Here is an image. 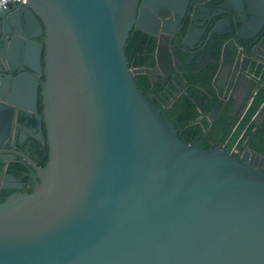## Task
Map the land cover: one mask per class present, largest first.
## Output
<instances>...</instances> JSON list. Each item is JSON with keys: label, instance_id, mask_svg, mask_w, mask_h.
Segmentation results:
<instances>
[{"label": "water", "instance_id": "1", "mask_svg": "<svg viewBox=\"0 0 264 264\" xmlns=\"http://www.w3.org/2000/svg\"><path fill=\"white\" fill-rule=\"evenodd\" d=\"M132 30L166 35L184 54L226 36L216 76L226 67L233 83L261 66L264 0H20L1 9L0 141L7 119H32L14 130L46 146L47 158L39 168L12 152L36 180L28 194L0 174V190L15 191L0 203V264H264V154L181 142L176 122L134 83L144 68L124 56Z\"/></svg>", "mask_w": 264, "mask_h": 264}, {"label": "trees", "instance_id": "2", "mask_svg": "<svg viewBox=\"0 0 264 264\" xmlns=\"http://www.w3.org/2000/svg\"><path fill=\"white\" fill-rule=\"evenodd\" d=\"M181 33L178 41L181 39ZM225 39H227L226 36L215 37L211 46H209L208 55L210 57L216 58L218 56L221 44ZM125 45L124 56L128 67L144 68L142 74L134 76L137 89L148 99L154 109L162 111V117L165 120L176 122L174 128L177 131V138L181 142L194 141L195 145L201 150H209L212 148L213 143L228 150L234 147L237 153L245 147L251 149V140L255 129L251 119L264 101V88L257 89L244 115L237 122L230 115L231 101H226L219 106L216 115L209 124L204 118H199V112L209 115L214 106L218 104L212 85L215 62L212 61L208 64L206 74H204L205 71L191 73L188 71L191 68L190 65L183 66V72L179 77L186 87V92L175 96L177 85L171 78L153 82L150 76V70L155 62L153 39L143 32L132 30ZM260 78L264 79V70L261 71ZM199 89L204 94L207 93L211 99H208ZM40 110L41 103L40 96H38L37 113H40ZM18 120L21 123L24 118L19 116ZM20 147L23 152H28L29 158L38 167L42 168L45 165L47 158L46 146L41 147L39 143L30 138L24 146ZM9 167L14 170L15 173L13 174L19 182L24 183V186L31 185L29 177L25 175L29 172V168L24 162L17 159ZM31 189L27 188L24 193H30ZM11 193L12 191H3L0 194V203Z\"/></svg>", "mask_w": 264, "mask_h": 264}, {"label": "flooded vegetation", "instance_id": "3", "mask_svg": "<svg viewBox=\"0 0 264 264\" xmlns=\"http://www.w3.org/2000/svg\"><path fill=\"white\" fill-rule=\"evenodd\" d=\"M155 1H157V3L160 2V0H155ZM222 1L223 0H206V2H208V4L211 5L212 7H215L216 5L220 4ZM168 16H172V13H169ZM220 31H221V29L219 27L216 28V33H219ZM217 36H221V34L211 36L210 39H208L206 41L203 40L199 45L197 44L196 46H193L189 49H186L188 51V53H185V54L181 53L176 48L174 42L172 40H170V38L167 37L166 35H161L158 42H157L156 38L150 37L153 39L154 45H155L154 61L155 62L159 61V63L161 64L160 69H161V75H162L160 77V75L157 74L158 72L155 71L156 64L154 62V65L150 70V76L152 78V81L156 82V81L165 80L166 78H171L172 81L177 85V91L175 92V96H177L178 94H182V93L186 92V87L184 86L183 82L180 80V77H179L181 72H183V70H182L183 66H189L190 65L191 68H189L188 71L191 73H198V72H202V71L204 72L205 71L204 74H206V72H207L206 68H207L208 64L213 61V62H215L214 74H213V82H214V77L216 76V73L218 71L217 70L218 69V62L217 61L220 58V51H219V54L216 58L210 57L208 55V51H209V46H211L212 42L214 41L215 37H217ZM178 37H179V35H178ZM42 41H43V37H40L39 39H37V42H39L40 44L42 43ZM225 41H227V39H225L224 42ZM224 42L222 44H224ZM222 44H221V46H222ZM260 55L264 57V53H260ZM263 57H260V59H259V64H261L260 67L248 65V67H247L248 76L247 77L252 76V78H253V77H255L253 74H256L257 72L261 73V71L264 70V59H263ZM198 58H200L199 61L197 60ZM224 72L226 73V79H227L229 70L226 67L221 68L219 74H221V73L224 74ZM242 77H239L233 83H229V80H226L227 85L222 90V92H220V90H219V92L217 93L215 91V89L213 88L214 92L216 94L215 98L218 101V109H219V106L223 102L231 101V98H230L231 94L230 93L232 92L234 94V92H236L235 90L237 89V88H235L234 90L232 89V91H231V87H236V85H238V83L240 82ZM176 80H178L179 83ZM173 82H172V84H173ZM214 83H212L213 87H215ZM258 83H259V85H256L254 87L255 90L253 93L247 92V91L244 92L243 96L246 98L245 102L241 106L240 110H238V112L236 113V115H237L236 117H238L239 119H241L242 116L244 115V113H245L249 103L251 102L252 97L256 93L257 89H259L261 87L264 88V79L260 78ZM200 91L204 94V92L202 90H200ZM204 95L207 96L208 99H211L207 93H205ZM231 105H232V101H231ZM238 114H240V116ZM230 115L232 118L235 117L232 108H231V114ZM18 118L14 120L12 117L10 119H7L3 124V138L0 141V144H1L0 145V174L2 177L5 176V177L14 178L16 183L21 185V189L17 190V192L24 193V190H26L27 188H32L33 186L36 185V180L34 178V175L32 174L30 167L24 162L23 159L13 155L12 152L16 151V152H20L22 154L28 155V152H23L21 150L20 146H24L26 144V141L29 140L31 138V136H30V134H28L25 131H19V129H17V128L14 130L13 125H14V122L16 121L20 125H24L27 127L31 126V128H33L35 123L32 119H26V118H24V121H22L20 123ZM199 118H204L207 121V123H209V124L211 122L209 115H205V114H202L200 112H199ZM31 139H33V138H31ZM213 144H212V146H213ZM41 147H42V145H41ZM17 159L24 162V164L26 166H28V168H29V172L25 174L30 179L29 182L31 185H29V186H24V183L19 182L15 178V176H14L15 174H13V173H15L14 170H12L9 167L10 164L15 162ZM5 185H11V183H6ZM0 186H1V183H0ZM3 191H12V193L15 192L14 190H0V194Z\"/></svg>", "mask_w": 264, "mask_h": 264}, {"label": "crops", "instance_id": "4", "mask_svg": "<svg viewBox=\"0 0 264 264\" xmlns=\"http://www.w3.org/2000/svg\"><path fill=\"white\" fill-rule=\"evenodd\" d=\"M156 64V69L155 71H157L160 75H161V69L160 66L161 64L159 63V61L155 62ZM226 70V69H225ZM255 77L252 78L251 77H242L240 82L238 83V85H236V87H231V91L232 89L234 90L235 88H237L234 92V94L231 92V101H232V110L234 113V118L236 119V122L239 120L238 117H236V113L238 112V110H240L241 106L244 104L245 102V97L243 96L244 92H254V87L256 85H259L258 81L260 79V72H257L256 74H253ZM156 79V78H155ZM226 73L224 72L221 74H218L215 79H214V86L213 87L215 89V91L218 93L219 90L220 92H222V90L226 87ZM240 116V114H238ZM251 122L254 124L255 129L253 130V138L251 140V149L254 150L257 153L263 154L264 152V101L262 103V105L259 107L258 111L254 114V116L251 119Z\"/></svg>", "mask_w": 264, "mask_h": 264}, {"label": "built area", "instance_id": "5", "mask_svg": "<svg viewBox=\"0 0 264 264\" xmlns=\"http://www.w3.org/2000/svg\"><path fill=\"white\" fill-rule=\"evenodd\" d=\"M20 0H0V10L1 9H5L9 4H16V3H19ZM23 2V1H22ZM230 154L232 155H236L237 152L236 150L234 149V147H232L230 150H229Z\"/></svg>", "mask_w": 264, "mask_h": 264}]
</instances>
